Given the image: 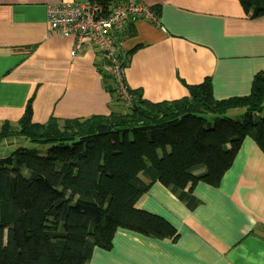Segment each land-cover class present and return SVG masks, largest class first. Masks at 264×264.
I'll return each instance as SVG.
<instances>
[{"label": "crops", "instance_id": "obj_1", "mask_svg": "<svg viewBox=\"0 0 264 264\" xmlns=\"http://www.w3.org/2000/svg\"><path fill=\"white\" fill-rule=\"evenodd\" d=\"M85 1L0 0V127L15 125L28 103L32 122L54 118L60 127L127 110L94 44L72 57L77 36L47 32V4ZM140 1L157 20L132 17L114 32L129 90L174 100L209 78L215 99L249 94L253 76L264 72V14L250 16L240 0ZM135 206L167 221L173 236L116 228L111 247L94 248L88 264H264V146L243 138L217 186L199 180L173 190L154 181Z\"/></svg>", "mask_w": 264, "mask_h": 264}, {"label": "trees", "instance_id": "obj_2", "mask_svg": "<svg viewBox=\"0 0 264 264\" xmlns=\"http://www.w3.org/2000/svg\"><path fill=\"white\" fill-rule=\"evenodd\" d=\"M240 2L250 16L264 14V0ZM187 89L186 97L158 102L130 90L123 114L62 127L54 118L32 122L29 103L15 125L4 122L0 142L16 134L49 146L0 157V264H88L94 248L111 247L116 228L173 236L167 221L135 206L154 181L173 190L199 180L217 186L243 138L264 146V72L243 96L215 99L209 78ZM236 109L245 115L226 117Z\"/></svg>", "mask_w": 264, "mask_h": 264}, {"label": "built area", "instance_id": "obj_3", "mask_svg": "<svg viewBox=\"0 0 264 264\" xmlns=\"http://www.w3.org/2000/svg\"><path fill=\"white\" fill-rule=\"evenodd\" d=\"M132 17L156 21L157 13L140 0H124L112 6L95 0L81 3L56 2L47 4L45 10L47 32L50 36H77L71 51L72 57L83 43L94 44L99 49L102 58L107 61L106 71L113 79L116 94L127 108H131L134 95L123 79L126 55L114 40V32Z\"/></svg>", "mask_w": 264, "mask_h": 264}, {"label": "rangeland", "instance_id": "obj_4", "mask_svg": "<svg viewBox=\"0 0 264 264\" xmlns=\"http://www.w3.org/2000/svg\"><path fill=\"white\" fill-rule=\"evenodd\" d=\"M260 115H264V107L262 108V111L259 112ZM245 113L242 112V110L239 111H234V112H228L226 114V117L228 118H233V119H240L243 117ZM206 123L211 126L214 123V117L213 116H208L206 118ZM26 147L28 149H33V150H38L40 153H44L45 150L48 148V144H40L37 142H30L29 140H26L22 136H18L16 134H12L4 140L0 142V157H4L12 153V151L17 148V147ZM93 251V250H92ZM92 254V253H91ZM90 254V257H91Z\"/></svg>", "mask_w": 264, "mask_h": 264}, {"label": "clouds", "instance_id": "obj_5", "mask_svg": "<svg viewBox=\"0 0 264 264\" xmlns=\"http://www.w3.org/2000/svg\"><path fill=\"white\" fill-rule=\"evenodd\" d=\"M127 88H128V87H127ZM130 92H131V91H130ZM116 95H117V94H116ZM118 98H119V97H118ZM119 100H120V99H119ZM120 101H121V100H120ZM121 102H122V101H121ZM122 103H123V102H122ZM123 104H124V103H123ZM125 107H126V106H125ZM126 109H129V108L126 107Z\"/></svg>", "mask_w": 264, "mask_h": 264}]
</instances>
